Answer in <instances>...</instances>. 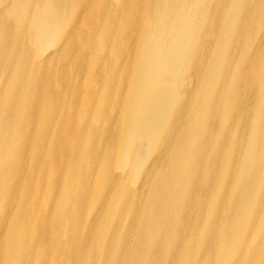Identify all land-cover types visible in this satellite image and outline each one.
Returning a JSON list of instances; mask_svg holds the SVG:
<instances>
[{
	"label": "bare ground",
	"instance_id": "6f19581e",
	"mask_svg": "<svg viewBox=\"0 0 264 264\" xmlns=\"http://www.w3.org/2000/svg\"><path fill=\"white\" fill-rule=\"evenodd\" d=\"M118 1L0 0V264H261L264 0Z\"/></svg>",
	"mask_w": 264,
	"mask_h": 264
},
{
	"label": "rangeland",
	"instance_id": "374dc122",
	"mask_svg": "<svg viewBox=\"0 0 264 264\" xmlns=\"http://www.w3.org/2000/svg\"><path fill=\"white\" fill-rule=\"evenodd\" d=\"M107 2L109 3H114L116 6H120L121 4L119 3L118 0H106ZM235 1V4L237 6H239L238 4V0H234ZM257 9L261 10L262 8L264 7H261V6H256ZM118 14H120V11H116ZM45 15V14H44ZM43 15V17H44ZM11 21L14 22L15 19L10 17ZM230 19V16L226 15L223 19V21L225 23H228ZM263 24H264V20H263ZM101 25V23H100ZM259 25V24H258ZM256 25V26H258ZM53 48V47H51ZM54 50V48L52 49ZM87 54L85 55L86 57L84 58H76V57H67V58H56V62L59 63V65H63L65 67L64 69V72H63V75L65 77V79L67 81H69L71 84H74L76 85V87H78L79 89V93L77 95V97L75 98V100L72 98L71 96V93L69 91V89L64 86L63 84H61V82H59V79L57 80V85H56V89L59 90L63 96V99H64V105L61 109H63V113L64 112H70L72 115H74V122H76V118H77V114L79 113L80 109H84L85 111H89V109H85L87 108L84 104H92V105H97V99L99 98V96L101 95L103 89L105 88V84H106V79L107 77L103 78V79H98L97 76H94L91 78V83H92V86H90V88H93L96 93H97V96L95 97H89L88 96V93L84 90V85L88 84V75H89V69H90V65L92 64L93 62V57L90 55L89 53V50L87 49ZM47 65V64H45ZM104 67H100L98 69V73L101 69H103ZM55 69V63L54 62H49V64L44 67L43 71H42V74L47 72V70H53ZM105 70V68H104ZM0 72H2V69H0ZM8 72L5 74L7 75ZM100 75V73H99ZM102 76V75H100ZM128 84L124 83V80H123V88L126 87ZM117 86V84H116ZM125 89V88H124ZM229 94L228 92L227 93H224L223 95V100L228 97ZM101 106L102 107H106L105 105H103L101 103ZM112 107V104H108L107 105V109H110ZM95 127H96V130L92 133V135L90 136V140L93 141V142H97L99 141L101 144H103V142L105 141V139H101L100 138V135H99V131H101L100 129L104 126L103 123L101 121H98V120H95ZM81 127H82V130L84 131L85 127L83 124H81ZM68 136V132L67 131H63V137H67ZM86 136V135H85ZM84 136V137H85ZM110 137H108L109 139ZM67 143V142H65ZM140 152L141 153H145L146 152V142L145 141H142V143L140 144ZM27 159V157L24 158L23 160V164H24V161ZM112 159L114 160L115 159V154L112 155ZM94 174H98V171L95 170V173ZM97 176V175H96ZM98 177V176H97ZM100 186V182H99V185L98 187ZM87 188L88 190L92 191L93 189H95V182L92 183L90 185V182H88L87 184ZM95 206V202H92V203H89V202H85L83 204V206L81 208L87 210L88 207L90 208H93ZM106 212V208L104 207L103 208V211H102V214H104ZM87 216H84L82 217V219L85 220ZM264 238H260L259 236H256L255 239H254V245H256L257 243L263 241ZM255 256V255H254ZM222 257V254L219 256V260L216 261L215 260V256H212L207 262L208 264H221L222 263V260H220ZM254 261V260H253ZM262 263L261 264H264V261H261Z\"/></svg>",
	"mask_w": 264,
	"mask_h": 264
}]
</instances>
